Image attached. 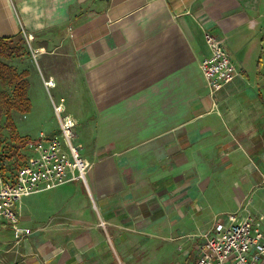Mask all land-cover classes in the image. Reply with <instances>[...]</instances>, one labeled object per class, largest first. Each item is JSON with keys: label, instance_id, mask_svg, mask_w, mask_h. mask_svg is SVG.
<instances>
[{"label": "crops", "instance_id": "obj_1", "mask_svg": "<svg viewBox=\"0 0 264 264\" xmlns=\"http://www.w3.org/2000/svg\"><path fill=\"white\" fill-rule=\"evenodd\" d=\"M206 32L236 72L215 94ZM25 35L91 167L15 206L18 243L0 220V264H193L227 214L264 226V0H0V40Z\"/></svg>", "mask_w": 264, "mask_h": 264}, {"label": "built area", "instance_id": "obj_2", "mask_svg": "<svg viewBox=\"0 0 264 264\" xmlns=\"http://www.w3.org/2000/svg\"><path fill=\"white\" fill-rule=\"evenodd\" d=\"M25 40L30 48L33 37L25 35ZM204 41L209 53L199 68L210 94H215L236 72L224 48V39L206 32ZM32 54L35 59L36 53ZM45 86L51 85L46 82ZM53 113L57 133L50 136L39 133L27 142L31 155L26 156L12 177L6 180L0 177V220L10 226L15 243L31 234L30 230L18 226L15 206L23 198L73 181L86 186L85 176L91 164L82 156L81 147L74 143L76 122L65 114L62 103L53 106ZM197 238V257L193 264H264V226H259L251 216L239 219L236 214H227Z\"/></svg>", "mask_w": 264, "mask_h": 264}, {"label": "rangeland", "instance_id": "obj_3", "mask_svg": "<svg viewBox=\"0 0 264 264\" xmlns=\"http://www.w3.org/2000/svg\"><path fill=\"white\" fill-rule=\"evenodd\" d=\"M9 48H14L15 46H12L8 43H6ZM32 46L30 45V48ZM28 44H22L20 50H25L28 53L26 54V58H20L17 60H14L13 58V68L16 69L17 72H20V70L23 69L25 65L32 63L33 60V66L31 68V74L28 76L29 81V90L28 95L30 97V110L28 113H11L12 120L16 127V132L19 135V138L21 139L22 143H27L31 140H34L37 138V135L42 132L45 135L47 133H50L52 131V127L56 124V117L53 113V106L58 105L60 102V99L57 97V90L58 86H50L46 87L42 85L41 77L43 75V79H48L47 76L44 74L45 72L40 71L41 65L40 60H35L32 58V52L30 50ZM31 60V61H30ZM39 65V66H38ZM38 66V67H37ZM33 68L35 69L34 73H32ZM29 75V74H27ZM54 81H56L55 78H52ZM43 86V87H41ZM54 87V88H53ZM7 92L9 93L11 90L10 86H7ZM39 132V133H38ZM3 139L1 140L2 146H4L7 150H9V146L13 143V141L10 140L7 133L3 132ZM24 146V147H23ZM21 146V149L18 151L19 154L13 158L10 161H5L3 164H9L8 170L14 171L17 169L18 166L21 165L22 162V153L25 156H30L31 153L27 149L26 145L23 144ZM23 147V148H22ZM0 163V165H3ZM13 169V170H12ZM196 237L195 235L191 237V240H194ZM179 256V255H178ZM180 257V256H179ZM178 258V257H177ZM194 259L193 249L191 250V256L189 257L187 262H192Z\"/></svg>", "mask_w": 264, "mask_h": 264}, {"label": "trees", "instance_id": "obj_4", "mask_svg": "<svg viewBox=\"0 0 264 264\" xmlns=\"http://www.w3.org/2000/svg\"><path fill=\"white\" fill-rule=\"evenodd\" d=\"M20 50L9 48L6 43L0 40V163L10 161L19 154L22 143L16 132L15 124L11 113H28L30 110V100L28 98V81L24 72H17L13 66L7 62L14 57H19ZM7 86L11 87L7 92ZM6 132L13 143L9 150L2 146L3 132ZM24 147V146H23ZM22 147V148H23ZM25 155L22 153V166L25 162ZM9 164L0 167V177L6 180L14 175L16 170H8ZM13 170V169H12Z\"/></svg>", "mask_w": 264, "mask_h": 264}]
</instances>
